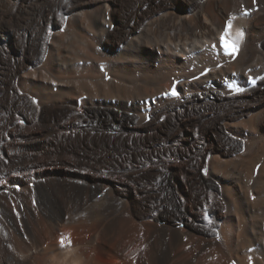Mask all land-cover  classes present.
Segmentation results:
<instances>
[{
    "label": "bare ground",
    "instance_id": "1",
    "mask_svg": "<svg viewBox=\"0 0 264 264\" xmlns=\"http://www.w3.org/2000/svg\"><path fill=\"white\" fill-rule=\"evenodd\" d=\"M0 264H264V0H0Z\"/></svg>",
    "mask_w": 264,
    "mask_h": 264
},
{
    "label": "snow or ice",
    "instance_id": "2",
    "mask_svg": "<svg viewBox=\"0 0 264 264\" xmlns=\"http://www.w3.org/2000/svg\"><path fill=\"white\" fill-rule=\"evenodd\" d=\"M238 91H243V89H237ZM173 94H175V92H173Z\"/></svg>",
    "mask_w": 264,
    "mask_h": 264
}]
</instances>
